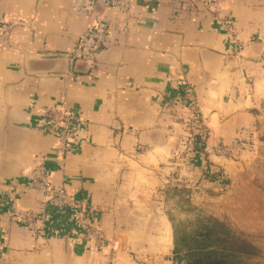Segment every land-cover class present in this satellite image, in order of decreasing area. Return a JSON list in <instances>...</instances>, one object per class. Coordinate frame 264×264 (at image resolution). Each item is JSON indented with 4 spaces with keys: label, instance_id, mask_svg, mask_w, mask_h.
I'll return each mask as SVG.
<instances>
[{
    "label": "crops",
    "instance_id": "0c3cea01",
    "mask_svg": "<svg viewBox=\"0 0 264 264\" xmlns=\"http://www.w3.org/2000/svg\"><path fill=\"white\" fill-rule=\"evenodd\" d=\"M212 1L132 0L126 30L123 10L100 8L111 25L105 47L82 58L94 16L80 0H0V264L180 263L155 190L176 126L191 120L184 84L204 120L206 149L249 131L264 86V0H225L219 12ZM225 19L244 43L238 53ZM51 105L87 121L71 134L70 153L59 150V125L42 119ZM207 153L221 169L233 164ZM42 161L53 183L94 207L113 246L86 239L70 211L48 212L42 192L17 200L45 212L37 232L12 216L1 191L28 187Z\"/></svg>",
    "mask_w": 264,
    "mask_h": 264
},
{
    "label": "rangeland",
    "instance_id": "374dc122",
    "mask_svg": "<svg viewBox=\"0 0 264 264\" xmlns=\"http://www.w3.org/2000/svg\"><path fill=\"white\" fill-rule=\"evenodd\" d=\"M255 120L249 131L206 149L207 129L189 120L176 126V146L159 169L156 199L168 211L178 236L200 235L209 221L223 222L228 264H264V86L255 91ZM218 154L233 164L224 170L208 157ZM201 152V153H199ZM232 236L236 237L235 239ZM209 242V241H208ZM194 243V242H192ZM179 264H187L183 259Z\"/></svg>",
    "mask_w": 264,
    "mask_h": 264
},
{
    "label": "built area",
    "instance_id": "2783aa9c",
    "mask_svg": "<svg viewBox=\"0 0 264 264\" xmlns=\"http://www.w3.org/2000/svg\"><path fill=\"white\" fill-rule=\"evenodd\" d=\"M224 1L213 0L211 2L215 12H219L221 4ZM104 7H115L123 10L125 14L121 19V23L123 29H127L128 18H130L132 12V0H80L79 9L94 16V20L89 30L90 43L84 51L77 54L78 57L92 58L105 47L106 36L111 25L108 20L98 17L100 8ZM223 23L230 32L233 51L235 53L240 52L244 47V43L239 39L232 24L228 20H223ZM1 32L7 34L8 26H4ZM182 98L184 105L191 112V120L189 122L192 121L198 126L197 136L203 138L205 134L201 124L203 123V119L191 86L184 84ZM42 119L59 125L60 137L58 147L63 154L70 153L74 150V145L69 142L71 134H74L79 127L83 128L87 124L86 120L65 105L48 106L44 111ZM28 178V187L22 189L8 188L1 191L2 200L9 205L13 217L29 225L37 232L41 228L40 222L44 221L41 220V217L45 215V212H37L33 208L23 209L18 206L17 200L19 195L29 190L42 192L46 198L40 204L47 208L48 212L51 214H63L70 211L81 224L86 239L91 240L97 247H102L105 243H110L113 246L114 242L112 239L108 237L103 228L93 221L95 214L94 207L87 202L77 200L74 194L63 184L53 183L49 177V168L45 162H38L30 172Z\"/></svg>",
    "mask_w": 264,
    "mask_h": 264
},
{
    "label": "trees",
    "instance_id": "16d2710c",
    "mask_svg": "<svg viewBox=\"0 0 264 264\" xmlns=\"http://www.w3.org/2000/svg\"><path fill=\"white\" fill-rule=\"evenodd\" d=\"M208 224L213 226L205 232L200 230V235L196 236L189 233L178 236L175 230L174 257L178 261L183 259L187 264H228L229 254L225 242L229 239L222 236L223 222L210 219L202 227H208Z\"/></svg>",
    "mask_w": 264,
    "mask_h": 264
}]
</instances>
